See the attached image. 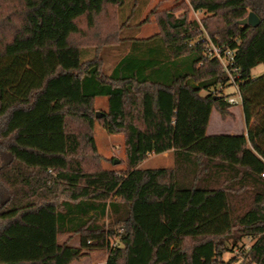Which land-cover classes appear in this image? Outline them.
I'll return each instance as SVG.
<instances>
[{
  "label": "trees",
  "instance_id": "16d2710c",
  "mask_svg": "<svg viewBox=\"0 0 264 264\" xmlns=\"http://www.w3.org/2000/svg\"><path fill=\"white\" fill-rule=\"evenodd\" d=\"M124 3L0 0V264H73L100 250L106 264H226L246 239L231 262L264 264V74L251 75L264 64V0L153 8L139 26L155 18L160 32L127 39L105 74L73 39L83 21L116 25ZM250 13L258 26L240 24ZM204 33L232 64L210 55ZM234 84L246 133L208 136L214 110L232 117ZM97 98L108 99L102 126L125 137L124 172L103 168ZM166 153L173 167L140 168Z\"/></svg>",
  "mask_w": 264,
  "mask_h": 264
},
{
  "label": "rangeland",
  "instance_id": "374dc122",
  "mask_svg": "<svg viewBox=\"0 0 264 264\" xmlns=\"http://www.w3.org/2000/svg\"><path fill=\"white\" fill-rule=\"evenodd\" d=\"M182 0H125L121 10L118 13L116 25L109 21H101L96 23L93 29L88 28L85 25V21L81 23L82 35L73 39L76 45H80L83 51V57L85 61L93 60L94 58L102 59L103 72L105 74H111V71L117 64L118 57L125 54L128 50L127 39L137 37L139 39L148 38L154 36L160 32L159 27L155 22V18H151V21L147 24L139 26L149 15L153 8L159 7L160 9H171L175 3ZM189 1V0H186ZM176 15L183 14V12H175ZM132 14V15H131ZM130 16V17H129ZM190 16L201 20L204 16L202 12H195L190 10ZM118 33L117 38H111V32ZM202 38L207 39V44L212 45L207 33L202 34ZM106 40V41H105ZM264 74V64H259L252 70L251 75L254 79ZM226 93H234V89L225 88ZM94 142L97 147L98 153L103 160V168L106 170H116L118 172H124L128 169L126 164V147L125 137L123 134L110 135L106 129L102 126V119L107 113L108 99L97 98L94 101ZM233 115V121L231 118L229 121L223 123L221 116L217 111H214L210 119V132L225 134L230 131H241L245 126L243 119L242 108L237 107ZM97 113H100V117H97ZM237 117V118H236ZM235 129V130H234ZM117 161V162H116ZM174 166V158L171 154H165L162 156L151 155L148 159L140 165L141 169H162L171 168ZM61 242H70L75 246H80L78 236L63 235L59 239ZM250 240L246 239L237 248L229 246V251L224 256V262L226 264H237L231 262L232 259L241 258V247H248ZM107 252L105 250L87 252L84 258L74 262L73 264H106Z\"/></svg>",
  "mask_w": 264,
  "mask_h": 264
},
{
  "label": "built area",
  "instance_id": "2783aa9c",
  "mask_svg": "<svg viewBox=\"0 0 264 264\" xmlns=\"http://www.w3.org/2000/svg\"><path fill=\"white\" fill-rule=\"evenodd\" d=\"M204 39V38H203ZM212 45H208V50L209 53L212 57L217 58L218 60L221 61V63L226 67L228 64H232L234 62L233 59V51H231L230 49H225V48H221L217 45H215L214 43L211 42ZM234 88V92H237V96L232 97L229 101L231 104H233L234 106L241 104V95L239 94V91L237 89V86L234 84L233 86ZM264 177V174H263Z\"/></svg>",
  "mask_w": 264,
  "mask_h": 264
},
{
  "label": "crops",
  "instance_id": "0c3cea01",
  "mask_svg": "<svg viewBox=\"0 0 264 264\" xmlns=\"http://www.w3.org/2000/svg\"><path fill=\"white\" fill-rule=\"evenodd\" d=\"M237 107H241V104H238V105L232 107V109H231L232 116L236 114L235 111L237 110ZM214 111H216V110H214ZM214 111H213V112H214ZM212 114H213V113H212ZM241 114H243V108H242V113H241ZM230 118H231L233 121L236 120V119L234 120L233 117H228L225 121H223L222 118H221V120H222L223 123H225V122L229 121ZM236 118H237V117H236ZM243 119H244V122H245L244 114H243ZM209 123H210V121H209ZM244 124H245V123H244ZM234 130H235V129H234ZM246 130H247V125L245 124V126L243 127V129H242L241 131H230V133H225V134H229V135H241V134H243V133H246ZM225 134L211 133V132H210V125H209L208 131H207V135H208V136H209V135H225ZM166 154H167V153H166ZM164 155H165V154H164Z\"/></svg>",
  "mask_w": 264,
  "mask_h": 264
},
{
  "label": "water",
  "instance_id": "95a60500",
  "mask_svg": "<svg viewBox=\"0 0 264 264\" xmlns=\"http://www.w3.org/2000/svg\"><path fill=\"white\" fill-rule=\"evenodd\" d=\"M242 25H250L252 27H256L260 24V19L255 13H250L248 18L240 21ZM97 117H100V113H97ZM117 162V161H116Z\"/></svg>",
  "mask_w": 264,
  "mask_h": 264
}]
</instances>
